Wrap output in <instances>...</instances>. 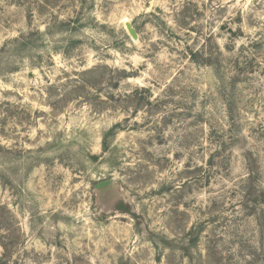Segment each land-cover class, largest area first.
Instances as JSON below:
<instances>
[{
  "label": "rangeland",
  "instance_id": "obj_1",
  "mask_svg": "<svg viewBox=\"0 0 264 264\" xmlns=\"http://www.w3.org/2000/svg\"><path fill=\"white\" fill-rule=\"evenodd\" d=\"M0 264H264V0H0Z\"/></svg>",
  "mask_w": 264,
  "mask_h": 264
}]
</instances>
